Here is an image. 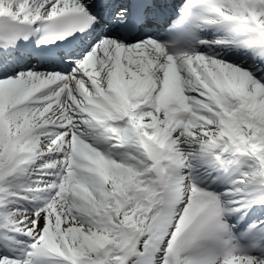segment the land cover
Segmentation results:
<instances>
[{
  "label": "snow or ice",
  "instance_id": "obj_1",
  "mask_svg": "<svg viewBox=\"0 0 264 264\" xmlns=\"http://www.w3.org/2000/svg\"><path fill=\"white\" fill-rule=\"evenodd\" d=\"M0 264H264V0H0Z\"/></svg>",
  "mask_w": 264,
  "mask_h": 264
}]
</instances>
